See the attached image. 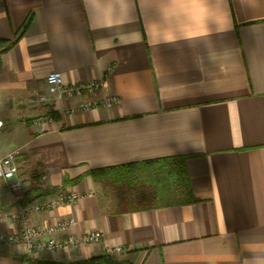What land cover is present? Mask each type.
Here are the masks:
<instances>
[{
    "label": "crops",
    "instance_id": "obj_1",
    "mask_svg": "<svg viewBox=\"0 0 264 264\" xmlns=\"http://www.w3.org/2000/svg\"><path fill=\"white\" fill-rule=\"evenodd\" d=\"M162 4L0 0V158L19 151L22 180L16 192L0 181V231L17 228L5 217L18 204L70 189L81 194L76 203L32 217L103 231L100 245L62 253L67 263L121 245L113 259L122 264H243L242 243L264 244V0H213L211 35L194 29L175 42H163L173 37L159 25ZM53 70L69 84L110 72L96 97L121 102L68 113L73 99L47 89ZM180 155L195 202L123 207L106 190L115 183L90 174ZM28 258L0 248V264H33Z\"/></svg>",
    "mask_w": 264,
    "mask_h": 264
},
{
    "label": "built area",
    "instance_id": "obj_2",
    "mask_svg": "<svg viewBox=\"0 0 264 264\" xmlns=\"http://www.w3.org/2000/svg\"><path fill=\"white\" fill-rule=\"evenodd\" d=\"M69 84L65 81L61 71L53 70L46 76V85L50 94L57 100L71 98L74 104L69 112H88L94 108L113 109L121 102L120 97L113 93H101L106 84V78ZM39 100H48L45 93L39 95ZM52 120L53 117H48ZM19 151H11L0 158V181L7 182V188L16 192L22 188L19 178V164L17 155ZM46 175H43V179ZM92 194V192H91ZM81 198V194L70 189H61L56 196L46 201H32L18 204L14 211L9 212L5 219L16 223L17 228L12 232L0 231V248L14 247L31 258L59 259L62 253L77 251L81 246L89 244L100 245L103 231L91 230L84 233H75L72 227L77 224L75 218H64L48 224L33 223L32 217L56 207L74 204ZM121 245L103 247L102 253L110 257H120L125 253Z\"/></svg>",
    "mask_w": 264,
    "mask_h": 264
},
{
    "label": "trees",
    "instance_id": "obj_3",
    "mask_svg": "<svg viewBox=\"0 0 264 264\" xmlns=\"http://www.w3.org/2000/svg\"><path fill=\"white\" fill-rule=\"evenodd\" d=\"M186 155L160 157L145 161H136L122 165L102 167L91 170L95 178H109L116 185L122 184H144L154 190L151 198V206H172L184 203L195 202V197L190 183L188 171L186 169ZM85 177H78L69 180L68 183H76ZM40 192L38 195L45 194ZM141 203L148 204L146 199H141ZM33 264L35 260L28 258ZM106 264H122L108 255H100L86 260L64 262L61 264H96L97 262Z\"/></svg>",
    "mask_w": 264,
    "mask_h": 264
},
{
    "label": "clouds",
    "instance_id": "obj_4",
    "mask_svg": "<svg viewBox=\"0 0 264 264\" xmlns=\"http://www.w3.org/2000/svg\"><path fill=\"white\" fill-rule=\"evenodd\" d=\"M125 2L128 3L129 0ZM213 7V0H185L184 3H180V0H163V4L159 5L162 20L159 25L167 29L174 38L163 42H175L176 39L190 40L191 30L194 29H201L204 35H211V25L214 21L210 13ZM241 253L243 264H264V244L242 243Z\"/></svg>",
    "mask_w": 264,
    "mask_h": 264
},
{
    "label": "rangeland",
    "instance_id": "obj_5",
    "mask_svg": "<svg viewBox=\"0 0 264 264\" xmlns=\"http://www.w3.org/2000/svg\"><path fill=\"white\" fill-rule=\"evenodd\" d=\"M106 190L113 195H120L119 198L123 207L141 206V199H146L150 203L154 195L153 188L141 183L134 185L122 184L119 186L112 183L106 186Z\"/></svg>",
    "mask_w": 264,
    "mask_h": 264
},
{
    "label": "water",
    "instance_id": "obj_6",
    "mask_svg": "<svg viewBox=\"0 0 264 264\" xmlns=\"http://www.w3.org/2000/svg\"><path fill=\"white\" fill-rule=\"evenodd\" d=\"M28 118L33 119L35 118V116H30ZM63 262H64L63 260L54 259V258H38L36 260V264H61ZM96 264H106V263L99 261Z\"/></svg>",
    "mask_w": 264,
    "mask_h": 264
}]
</instances>
